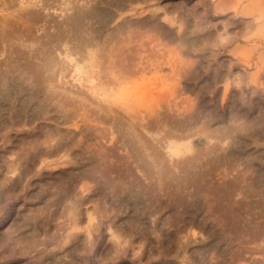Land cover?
Instances as JSON below:
<instances>
[{"label":"rangeland","instance_id":"obj_1","mask_svg":"<svg viewBox=\"0 0 264 264\" xmlns=\"http://www.w3.org/2000/svg\"><path fill=\"white\" fill-rule=\"evenodd\" d=\"M0 264H264V0H0Z\"/></svg>","mask_w":264,"mask_h":264},{"label":"bare ground","instance_id":"obj_2","mask_svg":"<svg viewBox=\"0 0 264 264\" xmlns=\"http://www.w3.org/2000/svg\"><path fill=\"white\" fill-rule=\"evenodd\" d=\"M80 73H81V71H77V75H78V78H80Z\"/></svg>","mask_w":264,"mask_h":264}]
</instances>
